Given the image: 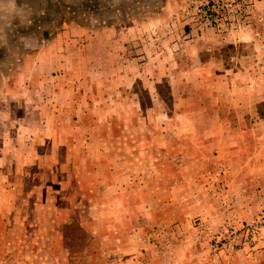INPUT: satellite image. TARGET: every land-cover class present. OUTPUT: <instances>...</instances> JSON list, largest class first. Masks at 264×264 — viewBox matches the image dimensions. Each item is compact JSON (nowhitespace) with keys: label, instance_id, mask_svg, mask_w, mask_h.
<instances>
[{"label":"rangeland","instance_id":"obj_1","mask_svg":"<svg viewBox=\"0 0 264 264\" xmlns=\"http://www.w3.org/2000/svg\"><path fill=\"white\" fill-rule=\"evenodd\" d=\"M0 0V264H264V0Z\"/></svg>","mask_w":264,"mask_h":264},{"label":"clouds","instance_id":"obj_2","mask_svg":"<svg viewBox=\"0 0 264 264\" xmlns=\"http://www.w3.org/2000/svg\"><path fill=\"white\" fill-rule=\"evenodd\" d=\"M12 9H13V11H16V4H15V0H14V2H13Z\"/></svg>","mask_w":264,"mask_h":264}]
</instances>
